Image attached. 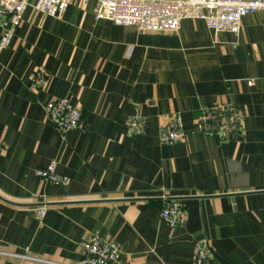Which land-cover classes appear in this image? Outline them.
Instances as JSON below:
<instances>
[{
  "label": "crops",
  "instance_id": "crops-1",
  "mask_svg": "<svg viewBox=\"0 0 264 264\" xmlns=\"http://www.w3.org/2000/svg\"><path fill=\"white\" fill-rule=\"evenodd\" d=\"M39 68L47 82L33 91ZM56 99L81 112L66 135L46 120ZM214 104L241 113L228 142L198 129ZM131 116L142 134L127 131ZM175 116L185 138L162 145ZM0 141V264H80L90 236L116 243L119 264H190L203 237L218 264H264V12L234 35L200 20L117 26L78 0L59 18L28 8L0 51ZM52 161L64 189L35 175ZM167 200L183 204L173 229L160 218Z\"/></svg>",
  "mask_w": 264,
  "mask_h": 264
},
{
  "label": "built area",
  "instance_id": "built-area-1",
  "mask_svg": "<svg viewBox=\"0 0 264 264\" xmlns=\"http://www.w3.org/2000/svg\"><path fill=\"white\" fill-rule=\"evenodd\" d=\"M82 6L94 3V18L106 20L117 26L136 27L141 31L176 32L184 20H200L214 33L229 32L237 35L242 19L248 15L264 12V0H78ZM72 0H0V51L6 49L15 29L21 24L26 9L50 18L64 14ZM47 82V74L39 68L33 76L30 89L40 91ZM252 85V81H248ZM46 120L62 135L76 130L81 121V112L65 99L49 101L45 105ZM241 113L230 104H214L200 109L197 117L198 129L202 134H215L221 141L228 142L240 130ZM145 120L131 116L126 121L130 134H142ZM185 132L179 116L159 129V143L173 144L182 141ZM3 143L0 141V156ZM37 178L58 188H66L68 181L56 172L54 161L44 169L35 171ZM43 207L35 210V217L41 221L45 215ZM161 220L170 228H176L183 221V204L178 200H167L160 212ZM83 257L80 264H119V246L97 236H90L79 242ZM190 264H218L211 256L208 240L203 237L194 244Z\"/></svg>",
  "mask_w": 264,
  "mask_h": 264
}]
</instances>
